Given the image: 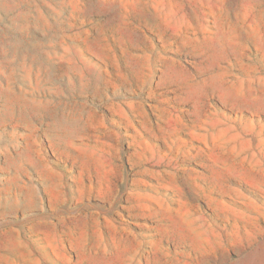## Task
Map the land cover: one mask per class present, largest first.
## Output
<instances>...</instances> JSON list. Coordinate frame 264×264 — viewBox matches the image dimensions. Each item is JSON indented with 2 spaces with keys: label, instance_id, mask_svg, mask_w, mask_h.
<instances>
[{
  "label": "rangeland",
  "instance_id": "1",
  "mask_svg": "<svg viewBox=\"0 0 264 264\" xmlns=\"http://www.w3.org/2000/svg\"><path fill=\"white\" fill-rule=\"evenodd\" d=\"M0 264H264V0H0Z\"/></svg>",
  "mask_w": 264,
  "mask_h": 264
}]
</instances>
